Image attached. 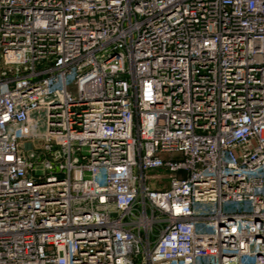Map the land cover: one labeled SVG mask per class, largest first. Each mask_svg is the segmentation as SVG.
I'll return each instance as SVG.
<instances>
[{
    "label": "built area",
    "instance_id": "1",
    "mask_svg": "<svg viewBox=\"0 0 264 264\" xmlns=\"http://www.w3.org/2000/svg\"><path fill=\"white\" fill-rule=\"evenodd\" d=\"M0 264H264V0H0Z\"/></svg>",
    "mask_w": 264,
    "mask_h": 264
},
{
    "label": "rangeland",
    "instance_id": "2",
    "mask_svg": "<svg viewBox=\"0 0 264 264\" xmlns=\"http://www.w3.org/2000/svg\"><path fill=\"white\" fill-rule=\"evenodd\" d=\"M72 95L75 96V92L74 91H72ZM167 181H168L167 178L166 179L164 178V181L163 182L165 183ZM196 230L198 232H210L211 231V228L206 227L203 222H198L197 223V226H196Z\"/></svg>",
    "mask_w": 264,
    "mask_h": 264
}]
</instances>
